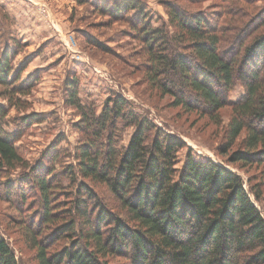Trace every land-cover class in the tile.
Returning a JSON list of instances; mask_svg holds the SVG:
<instances>
[{"label": "trees", "instance_id": "1", "mask_svg": "<svg viewBox=\"0 0 264 264\" xmlns=\"http://www.w3.org/2000/svg\"><path fill=\"white\" fill-rule=\"evenodd\" d=\"M162 4L167 19L159 25L150 23L144 0H111L102 10L130 22L146 56L145 80L174 104L204 111L215 122L230 106L220 150L228 163L264 165V0H221L209 14L191 12L177 0ZM17 52L3 51L0 86L9 101L15 99L9 106L19 107L26 100L16 94H28L37 76L20 78L26 66L14 69L9 61ZM238 81L244 93L231 100ZM66 83L63 101L84 123L75 163L61 170L71 182L66 186L54 166L67 151L52 144L42 162L30 164L15 146L21 129L1 128L7 109L0 104V194L18 212L7 223L20 226L33 250L30 264H264V216L255 203L264 202L261 181L244 179L191 147L177 166L181 138L134 112L119 94L97 113L81 103L75 77ZM20 117L23 128L42 119L37 112ZM118 121L133 126L122 146ZM237 140L239 147L229 150ZM17 168L18 176L10 177ZM0 264H20L1 232Z\"/></svg>", "mask_w": 264, "mask_h": 264}, {"label": "rangeland", "instance_id": "2", "mask_svg": "<svg viewBox=\"0 0 264 264\" xmlns=\"http://www.w3.org/2000/svg\"><path fill=\"white\" fill-rule=\"evenodd\" d=\"M23 1L28 3L29 11H33L32 14L29 13V17L35 20L34 23L40 30L33 37L20 36L12 28L10 13L13 15L14 10L19 11L21 6L18 4L9 13L10 8L5 6V0H1L0 58L3 51L8 54L17 50V54L12 53L10 64L14 69L21 65L26 66L20 78L32 72L37 79L28 94H16L21 101L26 100V104L23 102L24 105L19 107L9 106L15 99L9 101L3 94L4 88L0 86V104L7 109L1 128L10 132L16 131L17 127L21 129L15 146L26 161L30 164L41 161L43 152L56 144L67 152L66 156L58 157L54 171L56 175H61L63 186L71 183L61 170L67 163H75L74 146L84 137L81 131L84 123L80 121L78 110L63 101L67 97L66 81L75 77L81 103L91 105L97 113L109 97L119 94L129 101L134 112L148 117L162 130L181 138L185 146L177 152V166H181L185 151L191 147L196 155L222 162L244 179L250 175L253 177L252 182L261 181L264 195L263 164L238 167L235 163H228L225 160L227 156L220 152L225 142L224 128L231 114L230 106L225 105L220 109L219 122H215L204 111L187 110L174 104L173 97L161 94L147 83L142 67L146 56L134 28L124 18H113L102 10L103 5L111 0H41L34 3V9L31 0ZM144 1L150 23L159 25L162 20L167 19L162 4L164 0ZM177 1L186 5L191 12L202 11L209 14L219 8L218 3L221 0ZM245 5L250 13L253 12L250 4ZM223 18L229 16L225 15ZM13 39L19 41L18 47L13 45ZM243 93L244 86L238 81L229 91L228 98L236 100ZM31 112L40 113L42 119L24 128L20 127V116ZM76 124L79 125L78 128ZM132 130L133 126L123 125L118 121V145L126 144ZM238 140L229 150L239 147ZM20 170L21 168H17L10 177L18 176ZM24 183V187L30 184L29 180ZM100 190L103 188L98 187V192L102 195ZM12 198L17 199V195L14 194ZM33 202L35 205L36 200H32L30 204ZM255 203L264 216V202ZM12 214L18 217L15 208L0 194V232L13 247L20 264H30L33 250L24 243L20 226L17 223H7ZM109 260L125 261L122 257H110Z\"/></svg>", "mask_w": 264, "mask_h": 264}, {"label": "crops", "instance_id": "3", "mask_svg": "<svg viewBox=\"0 0 264 264\" xmlns=\"http://www.w3.org/2000/svg\"><path fill=\"white\" fill-rule=\"evenodd\" d=\"M8 1L10 2L8 3ZM31 1L33 2L32 5L34 9V5H35L34 3L35 2L39 3V1L41 0H31ZM18 4L19 6H21V9H20L21 11L14 10L13 15H12L10 11L11 10L13 11V9L16 8ZM5 6H7V8H10L9 10L8 9L7 10L11 15V21L13 22L12 28L16 29L18 34H20V36H23V38L33 37L35 32H39L40 29L36 27L38 25L34 23L35 20L34 19L32 20L31 17H29V13L32 14L33 11L31 12L27 8L28 3L24 2L23 0H5ZM14 20H16V22H14ZM17 20H19V22Z\"/></svg>", "mask_w": 264, "mask_h": 264}]
</instances>
